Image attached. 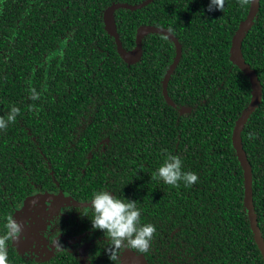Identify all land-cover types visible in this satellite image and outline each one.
Segmentation results:
<instances>
[{
	"label": "trees",
	"instance_id": "16d2710c",
	"mask_svg": "<svg viewBox=\"0 0 264 264\" xmlns=\"http://www.w3.org/2000/svg\"><path fill=\"white\" fill-rule=\"evenodd\" d=\"M143 1L0 0V116L20 109L0 130V235L27 197L61 192L75 204L67 227L58 217L57 223L71 235L90 234L93 242L83 262L69 250L40 264H111L109 243L92 229L91 211L87 217L78 212L103 189L138 202L141 224L155 225L148 253L128 249L147 264H264L232 140L251 86L231 61V43L250 3L225 0L223 12H208L209 0H152L137 10L114 11L125 51L134 48L140 26L166 29L179 42L169 104L162 80L173 43L148 34L140 60L127 65L104 29L108 6ZM240 48L260 88L240 142L264 241V0ZM30 88L38 100L29 98ZM167 153L179 155L182 170L195 172L198 182L172 187L152 179ZM7 264L37 263L8 242Z\"/></svg>",
	"mask_w": 264,
	"mask_h": 264
},
{
	"label": "clouds",
	"instance_id": "9594fccd",
	"mask_svg": "<svg viewBox=\"0 0 264 264\" xmlns=\"http://www.w3.org/2000/svg\"><path fill=\"white\" fill-rule=\"evenodd\" d=\"M251 0H238L241 7L249 5ZM225 8V0H209L208 12L222 11ZM30 99L36 101L40 94L35 88H30ZM30 110L35 105H30ZM20 114V109L13 106L6 117L0 116V130H5L9 123H13ZM250 138H253L250 135ZM183 160L179 155L167 153L163 163L153 174L152 179H161L165 184L178 187L183 181L186 187L198 182L195 172L183 170ZM90 207L78 208L83 217H87L89 211L92 213L90 220L92 229L104 233L109 247L105 249L111 264H120L119 257L125 249H134L139 253H148L156 232L155 225L151 223L141 224V210L138 202L125 198H117L107 190H99L92 193L89 202ZM27 226V225H24ZM5 231L0 235V264H7L8 242L18 241L21 237L23 227L12 215H8L4 225ZM56 250L64 249L58 240L55 244Z\"/></svg>",
	"mask_w": 264,
	"mask_h": 264
},
{
	"label": "water",
	"instance_id": "95a60500",
	"mask_svg": "<svg viewBox=\"0 0 264 264\" xmlns=\"http://www.w3.org/2000/svg\"><path fill=\"white\" fill-rule=\"evenodd\" d=\"M152 0H144L143 2L135 5L127 4V3H114L108 6L103 12V23L104 29L108 33L109 36L114 38L116 44V50L120 58L127 64L132 65L138 62L142 55V38L148 34H160L168 38L174 45V57L169 65L168 69L166 70L163 80H162V94L165 101L169 104H172L170 98L167 94V83L168 80L173 73L175 67L177 66L180 57H181V46L177 39L169 33L166 29L152 27V26H140L136 30L135 34V46L133 49L129 51H125L121 43L119 41V37L116 32V26L114 22V11L117 9H126V10H137L140 9L147 4H149ZM259 0H251L248 14L245 20L239 25L235 35L233 36L232 43H231V61L232 63L240 69L243 74L248 78L251 86V98L248 106L245 110L241 113L240 117L237 119L233 133H232V140L233 146L236 152L237 159L240 163V166L243 171V178H244V195H245V206L247 210V215L251 227L252 234L254 236L256 245L264 259V241L262 239L261 233L257 226L256 218L253 211L252 205V198H251V180H250V172L247 161L245 159L244 153L242 151L241 142H240V133L241 130L248 119L249 115L255 109L259 98H260V88L258 81L253 74V72L248 68V66L244 63L242 55H241V41L244 37L246 31L252 25L253 18L256 14L258 8ZM185 112V110H181V113ZM30 196L27 197L23 201L22 207L27 205ZM15 219V214L13 215ZM120 264H147L143 257L135 255L130 250H125L124 253L120 256Z\"/></svg>",
	"mask_w": 264,
	"mask_h": 264
},
{
	"label": "flooded vegetation",
	"instance_id": "af4514ba",
	"mask_svg": "<svg viewBox=\"0 0 264 264\" xmlns=\"http://www.w3.org/2000/svg\"><path fill=\"white\" fill-rule=\"evenodd\" d=\"M72 204H75V201L61 192L31 195L27 205L22 207V203L14 213L15 220L23 227L19 240L12 242L16 252L40 264L61 251L70 250L83 262L85 253L93 242L91 235L86 232L71 235L68 231H63L62 225L57 223L59 218L67 227L69 207ZM58 240L64 247L61 251L56 250L55 244Z\"/></svg>",
	"mask_w": 264,
	"mask_h": 264
}]
</instances>
